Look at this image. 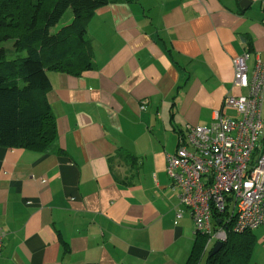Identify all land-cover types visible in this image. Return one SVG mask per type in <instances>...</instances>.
Here are the masks:
<instances>
[{
	"label": "crops",
	"instance_id": "crops-1",
	"mask_svg": "<svg viewBox=\"0 0 264 264\" xmlns=\"http://www.w3.org/2000/svg\"><path fill=\"white\" fill-rule=\"evenodd\" d=\"M263 16L264 0L97 7L91 68L47 71L52 142L0 146V264H184L195 232L166 156L187 125L246 94L233 59L247 52L249 72L264 61ZM252 235L248 264H264V222Z\"/></svg>",
	"mask_w": 264,
	"mask_h": 264
},
{
	"label": "trees",
	"instance_id": "trees-1",
	"mask_svg": "<svg viewBox=\"0 0 264 264\" xmlns=\"http://www.w3.org/2000/svg\"><path fill=\"white\" fill-rule=\"evenodd\" d=\"M107 1L0 0V41L12 39L15 51L8 58L0 47V146L41 150L52 142L56 129L44 97L50 87L47 71L79 74L91 68L93 46L86 24ZM67 9L70 21L51 31ZM219 215H214L216 225ZM225 228L226 239L212 255L213 246L205 250L206 235L195 232L184 264H199L203 258V264H248L252 230L235 231L231 222Z\"/></svg>",
	"mask_w": 264,
	"mask_h": 264
},
{
	"label": "built area",
	"instance_id": "built-area-1",
	"mask_svg": "<svg viewBox=\"0 0 264 264\" xmlns=\"http://www.w3.org/2000/svg\"><path fill=\"white\" fill-rule=\"evenodd\" d=\"M248 56L233 59L234 85L246 94L226 95L210 125H187L166 156L179 203L190 211L194 232L207 237L205 250L226 239L229 222L239 232L264 222V61L255 56L249 72ZM180 215L177 209L175 216Z\"/></svg>",
	"mask_w": 264,
	"mask_h": 264
},
{
	"label": "rangeland",
	"instance_id": "rangeland-1",
	"mask_svg": "<svg viewBox=\"0 0 264 264\" xmlns=\"http://www.w3.org/2000/svg\"><path fill=\"white\" fill-rule=\"evenodd\" d=\"M71 16H72L71 10L67 9L64 12V14L62 15V17L60 18V20L58 21V23L54 27L51 28V31H54V29L57 30L61 26L66 25L70 21ZM0 47H4L7 50L6 56L8 58H13L15 56V51L13 49V40L12 39L0 41ZM263 117H264V113H263ZM170 181H171V179H170ZM203 260H204V258L199 262V264H203Z\"/></svg>",
	"mask_w": 264,
	"mask_h": 264
},
{
	"label": "water",
	"instance_id": "water-1",
	"mask_svg": "<svg viewBox=\"0 0 264 264\" xmlns=\"http://www.w3.org/2000/svg\"><path fill=\"white\" fill-rule=\"evenodd\" d=\"M245 0H241V3H244ZM222 241H217L215 242V244L213 245L211 251H210V255L214 254L216 251H218V249L222 246Z\"/></svg>",
	"mask_w": 264,
	"mask_h": 264
}]
</instances>
